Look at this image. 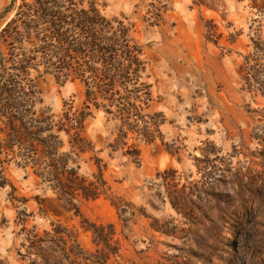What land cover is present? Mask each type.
<instances>
[{"label":"rangeland","instance_id":"rangeland-1","mask_svg":"<svg viewBox=\"0 0 264 264\" xmlns=\"http://www.w3.org/2000/svg\"><path fill=\"white\" fill-rule=\"evenodd\" d=\"M10 1L1 0V6ZM95 2L104 15L123 13L137 24L135 36L150 61L147 80L154 98L143 113L162 112L157 116L160 133L151 143L130 134L134 138L128 143L140 150L133 160L123 155L126 147L110 146L117 136L115 122H106L102 109L93 111L84 136L95 147L83 158L97 156L107 163L108 189L97 199L81 201V215L64 208L48 184L34 177L24 180L23 170L7 166L6 185L0 187V264H74L73 255L59 259V249L45 246L40 252L27 239L29 233L44 234L59 223L76 237L80 264H264V49L255 60L252 37L262 44L264 38L260 41L252 30L257 16L252 0ZM208 29L214 31L213 39L207 38ZM256 62L263 66L253 69ZM83 97L79 81L59 83L51 77L44 84V105L55 113L65 102L81 106ZM81 163V173L90 174ZM170 166L190 193H196L194 181L213 168L220 182L210 193L230 199L225 226L217 230L206 217L220 214L215 201L194 204L198 217L186 219L155 195L158 172ZM11 185L25 198L12 199ZM36 196L51 199L40 205ZM53 206L61 212L55 214ZM125 216L132 217L127 225ZM91 225H105L104 235L113 236L111 247L85 230ZM104 251L117 254L106 258Z\"/></svg>","mask_w":264,"mask_h":264},{"label":"trees","instance_id":"trees-1","mask_svg":"<svg viewBox=\"0 0 264 264\" xmlns=\"http://www.w3.org/2000/svg\"><path fill=\"white\" fill-rule=\"evenodd\" d=\"M252 9L257 15L252 30L261 41L264 0H252ZM10 12L13 15L0 27V175L3 178L0 187L6 185L3 174L6 167L14 164L24 171V180L34 177L37 183L48 184L64 208L81 215V201L97 199L108 189L107 163L97 156L83 158L95 147L84 136L93 111L102 109L106 122H115L117 136L110 146L114 150L126 147L123 155L133 160H138L140 150L135 142L129 144L128 140L135 137L151 143L156 140V133H160L162 121L157 116L162 112L143 113L154 100L152 83L147 80L150 61L135 36L136 22L123 13L121 17L104 15L95 0H11L5 7L0 0V23ZM206 36L213 39L215 33L208 29ZM252 41L258 55L255 60L261 59L259 51L264 49V44L254 37ZM249 60V56L245 58L246 63ZM257 66L263 63L252 64L253 69ZM51 77L59 83H82L81 106H75L74 101L65 102L61 111L55 113L44 105V84ZM66 143L69 150L63 151ZM110 156L114 157L112 153ZM81 161L91 170L90 174L81 173ZM212 172L210 168L207 175L195 180L196 193H190L187 184L176 175L177 170L170 166L158 172L160 189L155 195L186 219L198 217L194 204L217 202L220 214L206 217L218 230L220 225L225 226L230 215V199L228 194L210 193L220 182ZM11 186L12 199L25 198L17 195L19 190L15 185ZM36 198L40 205L51 199ZM43 210L48 214L47 209ZM52 210L55 214L61 212L58 206ZM126 212V208L121 210L122 214ZM131 218L124 217L125 225ZM157 226L158 231L168 233ZM108 227L114 235V225ZM104 229L105 225L85 227L93 230L96 240L111 247L113 236L104 235ZM27 239L40 252L45 246L56 252L59 249L62 253L59 259L73 255L74 264H80L76 260L81 251L76 237L60 223L44 234L29 233ZM111 254L117 251L103 252L106 258Z\"/></svg>","mask_w":264,"mask_h":264}]
</instances>
